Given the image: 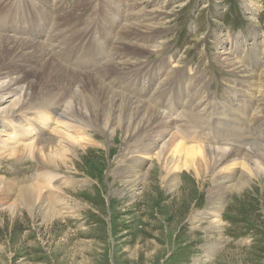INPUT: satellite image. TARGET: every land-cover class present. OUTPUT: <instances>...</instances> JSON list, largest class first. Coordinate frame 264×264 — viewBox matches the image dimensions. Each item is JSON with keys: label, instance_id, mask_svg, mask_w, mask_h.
<instances>
[{"label": "rangeland", "instance_id": "obj_1", "mask_svg": "<svg viewBox=\"0 0 264 264\" xmlns=\"http://www.w3.org/2000/svg\"><path fill=\"white\" fill-rule=\"evenodd\" d=\"M3 37L31 41L51 57L39 61L37 51L18 73L14 53L0 47V145L28 122L32 130L47 122V131L58 126L74 139V151L43 161L0 150L3 185L16 193L43 183L34 202L38 218L32 200H10L0 186V264H264V179L220 193L224 163L209 171L198 166L197 175L175 171L177 156L156 155V145L173 136L185 147L217 152L212 164L230 148L264 145V0H0ZM49 58L53 80L33 78L34 64L47 66ZM95 93L103 99L97 114ZM198 95L210 106L201 128L184 118ZM125 97L177 127L160 141L139 133L135 121L117 123L106 101ZM235 161L227 168H238ZM44 177L58 195H50ZM57 200L62 215L44 218Z\"/></svg>", "mask_w": 264, "mask_h": 264}, {"label": "bare ground", "instance_id": "obj_2", "mask_svg": "<svg viewBox=\"0 0 264 264\" xmlns=\"http://www.w3.org/2000/svg\"><path fill=\"white\" fill-rule=\"evenodd\" d=\"M135 3V2H134ZM135 5V4H134ZM131 8V6H130ZM133 8V7H132ZM176 12V11H175ZM127 15V14H126ZM69 17V16H68ZM72 17V16H71ZM140 18V17H139ZM148 20V19H147ZM254 20V19H253ZM149 21V20H148ZM138 23V22H137ZM85 24V23H84ZM126 24V23H125ZM142 24V23H141ZM129 25V24H128ZM145 25V24H144ZM150 26V25H149ZM75 27V26H74ZM132 27V26H131ZM130 27V28H131ZM255 27V26H254ZM73 28V27H72ZM71 28V29H72ZM135 28V27H134ZM123 29V28H122ZM125 30V29H124ZM123 30V31H124ZM130 30V29H129ZM138 30V29H137ZM75 32V30H73ZM141 31V30H139ZM124 35V32L122 33L121 32V35ZM142 34V33H141ZM120 35V36H121ZM134 35V34H133ZM144 35V34H143ZM2 36V35H1ZM145 36V35H144ZM137 37V36H136ZM121 39V37H118V39ZM128 38V37H127ZM117 39V41H119ZM123 39V37H122ZM121 39V40H122ZM149 40V39H148ZM31 42V41H30ZM30 42H27V41H22V40H15V39H12V38H7V37H3L0 39V47L3 48L4 50L7 49L9 52H13L14 53V61L16 60V63H18L16 66H15V71L16 72H20V69L19 68H22L20 65L26 61L27 59L31 60L32 61V56H35L34 53H36L37 51V54H39L40 52V55H39V61H45L47 59H44L42 60V58L44 57H51V55L46 51V49L44 50H39V48L36 47L37 44H33V43H30ZM137 44V43H136ZM143 44V43H142ZM239 44V43H238ZM123 45V44H121ZM130 45V44H129ZM138 46V45H137ZM120 48V47H119ZM118 48V49H119ZM122 48V47H121ZM127 48V47H126ZM143 48V47H142ZM115 50V49H114ZM126 50V49H124ZM151 50V49H150ZM122 52V50H121ZM115 53V52H114ZM124 53V52H123ZM34 54V55H33ZM119 54H122V53H119ZM121 57H124V56H121ZM50 59V58H49ZM48 59V65L45 66L44 63H37V64H34V67H37L38 69H35L33 72V75L32 77L36 79L37 77V74H39L40 77H44L46 74L47 77L46 78H49V79H52L55 71L57 70L56 69V65L52 64L51 62V59L49 60ZM129 59V58H128ZM127 59V60H128ZM124 60V59H123ZM223 61V60H222ZM29 62V61H27ZM26 62V63H27ZM36 62V61H35ZM47 62V61H46ZM117 62V61H116ZM115 62V63H116ZM122 62V61H120ZM128 62V61H127ZM131 62V61H129ZM128 62V64H129ZM257 62V61H256ZM255 62V63H256ZM34 63V62H33ZM55 63V62H54ZM114 63V65H115ZM124 63V62H123ZM122 63V64H123ZM241 63V62H240ZM30 64V63H28ZM229 64V63H228ZM258 64V63H257ZM112 65V67L114 66ZM119 66V64H117ZM116 65V66H117ZM136 65V64H135ZM121 66V64H120ZM119 66V67H120ZM126 66L127 63H126ZM130 66V65H129ZM148 66V65H147ZM228 66V65H227ZM60 67V66H59ZM107 67V66H105ZM104 67V68H105ZM115 67V66H114ZM122 67V66H121ZM120 67V68H121ZM131 67V66H130ZM118 68V67H116ZM119 68V69H120ZM123 68V67H122ZM129 68V67H128ZM142 68V67H139V69ZM174 68V67H173ZM235 68V67H234ZM250 68V67H249ZM115 69V68H114ZM132 69V71L135 69V66H133V68H130ZM138 69V67H137ZM138 69V70H139ZM262 69V68H261ZM100 70H103L102 68ZM99 70V71H100ZM125 70V69H124ZM232 70V69H231ZM235 70V69H234ZM23 71H27L26 70H23ZM104 71V70H103ZM102 71V72H103ZM106 71V69H105ZM115 71V70H114ZM113 71V73H114ZM117 71V70H116ZM120 71V70H118ZM128 72V70H126ZM140 71V70H139ZM40 72V73H39ZM110 72V71H109ZM124 72V71H123ZM131 72V71H129ZM170 72V71H169ZM126 73V72H125ZM124 73V74H125ZM132 73V72H131ZM238 73V72H236ZM242 73V71H241ZM13 74V73H12ZM24 74H28V73H25ZM104 74V73H103ZM106 74V73H105ZM115 74V73H114ZM117 74V73H116ZM120 74V73H119ZM118 74V75H119ZM126 74H129V73H126ZM249 74V73H248ZM66 75V74H64ZM99 75V74H98ZM122 75V74H120ZM174 75V74H173ZM240 75V74H238ZM242 75V74H241ZM240 75V76H241ZM259 75V74H258ZM58 76V75H57ZM17 77V76H16ZM60 77V76H59ZM95 77V76H93ZM168 77V76H167ZM199 77V76H198ZM239 77V76H238ZM18 78V77H17ZM16 78V80H17ZM56 78V77H55ZM61 78V77H60ZM261 78V76H260ZM20 79V77H19ZM41 79V78H40ZM95 79V78H94ZM201 79V78H200ZM53 80V79H52ZM76 80V79H75ZM170 80V79H169ZM239 80V79H238ZM14 81V80H12ZM9 82V83H12ZM35 81V80H34ZM83 81V80H82ZM97 81V79H96ZM190 81V80H189ZM26 82V81H25ZM94 82V81H93ZM99 82V81H98ZM243 82H247V81H243ZM20 83V82H18ZM76 83H78V81H76ZM82 83V82H81ZM90 83V81H89ZM239 83H242L241 80H239ZM14 84V83H12ZM16 84V83H15ZM30 84V83H29ZM11 85V84H10ZM20 85V84H19ZM79 85H83V84H80ZM78 85V86H79ZM91 85V83H90ZM90 85H87V86H90ZM106 85V84H105ZM104 85V86H105ZM199 85V84H198ZM197 85V86H198ZM160 86V85H159ZM196 86V85H195ZM206 86V85H205ZM247 87V84L244 85ZM12 87V85H11ZM20 87V86H19ZM161 87V86H160ZM102 90H104V92H102L99 88V95L102 96L103 98L106 97L108 98L106 95L109 93V89L108 90H105L104 87H100ZM106 88H107V85H106ZM89 89V88H88ZM205 91V89H204ZM112 92V91H111ZM194 95H197L195 94V89L192 91ZM203 92V91H202ZM114 93V92H113ZM112 93V94H113ZM110 94V93H109ZM111 94V95H112ZM115 96L117 94H114ZM120 95V94H119ZM206 95V94H205ZM74 97V96H73ZM114 97V96H113ZM112 97V98H113ZM123 97V96H122ZM153 97V96H152ZM121 98V97H119ZM209 98V97H208ZM117 99V98H116ZM115 99V100H116ZM123 98L121 101L119 102H116L114 101V99H110V101H106L108 104H106V107L108 108H111L112 109V117L114 119H117V123L123 125V126H126L127 124H130V121L131 123H134L133 121L136 122L135 125H140L139 127V130L138 132L139 133H144L146 136L148 137H151V134L153 133L154 137H157L158 139H160V141H162L164 139V136L166 137L167 133V130H173L175 129V123L173 124H168V123H162L160 120H161V117L162 115L159 114L158 111L154 110V109H151L145 102L142 103V102H132L130 99H127ZM72 100V98H71ZM103 99H101L100 97L97 96V93H95L94 95V100L93 102L94 105L92 107V109L95 111V113L97 114V108H95V105L96 103L98 104V102H102ZM109 100V99H108ZM119 100V99H118ZM135 100V99H134ZM133 100V101H134ZM205 100V99H204ZM73 101V100H72ZM71 101V102H72ZM143 101V100H141ZM203 97L200 95H198V99L197 101L193 104V105H187L186 106V111H185V115H184V118L186 120V122L188 123H191L192 125H195L196 127L198 128H201V122L204 121L205 119L206 120H209L210 118V106L208 105L209 103L207 102V104L205 103V105H203ZM62 102V101H61ZM23 103V102H22ZM252 103V102H251ZM254 104V103H253ZM252 104V106H253ZM259 104V103H258ZM75 105V103H74ZM208 105V107H207ZM76 106V105H75ZM249 106V105H248ZM78 108V106H77ZM182 108V107H181ZM237 108V107H236ZM254 108V107H253ZM260 108V107H259ZM101 109V108H100ZM110 109V110H111ZM255 110V109H254ZM260 110V109H259ZM232 111V110H231ZM240 111V109H239ZM40 112V111H39ZM55 112V111H54ZM246 112H251L250 109H247ZM245 112V114H246ZM258 112V108L253 112L254 114H256ZM53 113V112H52ZM101 113V112H100ZM230 113V112H229ZM236 114V113H235ZM253 114V115H254ZM247 115V114H246ZM259 115V114H258ZM42 116V115H41ZM38 117V116H37ZM40 117V116H39ZM92 117V116H91ZM183 117V116H182ZM251 117V115H250ZM257 117V116H256ZM41 119V118H40ZM39 119V121H40ZM71 119V118H70ZM178 119H181V118H178ZM183 119V118H182ZM181 119V121H182ZM215 119H219L217 116L215 117ZM32 120V119H31ZM35 120V119H34ZM33 120V121H34ZM55 120V119H54ZM166 120V119H165ZM168 120V119H167ZM205 120V121H206ZM232 120V119H231ZM21 121V120H20ZM27 121V120H26ZM129 121V122H128ZM180 121V122H181ZM257 121V119H256ZM255 121V122H256ZM9 122V121H8ZM19 122V120H18ZM166 122V121H165ZM169 122V121H168ZM11 123V121H10ZM35 123V122H33ZM57 123V122H56ZM96 123V122H95ZM221 123H222V126L224 127H228L227 124H225L224 121L221 120ZM229 123V122H228ZM239 123V122H238ZM259 123V122H258ZM12 124V123H11ZM21 124V123H20ZM60 124V123H59ZM178 124V123H177ZM260 124V123H259ZM258 124V125H259ZM24 125V124H23ZM22 125V126H23ZM26 125V124H25ZM38 125V124H37ZM134 125V126H135ZM180 125V124H178ZM261 125V124H260ZM13 126V125H11ZM17 126V125H16ZM21 126V125H20ZM32 124L28 122V126L26 129L23 128V130L21 129H18V130H21L20 132H18V130H14L10 133H7V139L5 141H2L1 143V153L7 155V156H13V155H24L25 157H31L33 158L34 156L33 155H36L38 157V159L40 160H43L45 159V157H48V160L51 161L52 157L53 156H56V157H59V159L63 158V156L67 155L68 153L69 154H72L74 149L72 148L71 144L69 143V140L71 139L73 142H74V139H72L71 137L67 135H64L60 130L58 129V126L52 128L50 131H47V129L45 128H49V124L47 122L44 123V126L41 125V126H36L34 130H32ZM97 126V125H96ZM10 127V126H9ZM18 127V126H17ZM31 127V129H29ZM136 127V126H135ZM183 127V125H182ZM182 127L180 126V129H182ZM206 127V126H205ZM19 128V127H18ZM21 128V127H20ZM51 128V126H50ZM133 128V127H132ZM4 129V128H3ZM8 129V128H7ZM14 129V128H13ZM131 129V127H130ZM136 129H134L135 131ZM136 130V131H137ZM194 131V130H193ZM221 131V130H220ZM64 132V131H63ZM175 133V132H174ZM177 133H180L182 135H185L186 132H182L180 130H177ZM260 133V132H259ZM166 134V135H165ZM219 132L216 131L214 134H212V136H215V135H218ZM140 134H138L139 136ZM170 135V133H169ZM168 135V136H169ZM173 135V134H172ZM181 135V136H182ZM194 135V134H193ZM204 136H208L207 134L203 133ZM187 136V135H186ZM47 137V138H46ZM78 137V136H77ZM145 137V136H144ZM177 137V136H176ZM176 137H168V138H171L169 139V141H167L166 143V140H165V143H162L161 142V145H156V148L158 147V152H157V156L159 159L163 160V155H165L166 153H170L172 154V156H177L178 160L175 164V166L173 167L174 170L176 171H179V170H183L185 169L186 171L189 170V169H193L194 172L198 175V166H203L205 167L206 170H210V168H212L213 165H216L220 163H224V165H226L227 167H230L229 165H227V163L230 164V162L232 160H239V162L235 161L236 163V166H239L238 168L236 167L235 169L232 168H227L224 170L225 171V179H227L225 182L224 181H221V175H219L217 178H216V188H218V192L220 193H225L227 191H238L240 192L241 190H243L244 187L246 186H249V183L250 182H261L263 181L264 179V145L261 144V140L260 142L257 144L258 146L256 145H249L250 147H248V145L246 147L249 148V151H247V149L243 148V146H238L236 148H230V151L229 153L227 154L226 152L223 154L221 153V159L219 161H216L215 163H210L211 160L214 159V154H216L217 152L213 151V150H210L209 147H206V148H202L201 146H196V147H185L183 145V142H181L180 140H177ZM195 137V136H194ZM42 138H45L44 140ZM82 139V137H81ZM157 140V139H156ZM155 140V141H156ZM200 140V139H199ZM203 140V139H201ZM245 140V139H244ZM244 140H241V141H238L240 144H244ZM141 141V140H140ZM154 141V140H153ZM152 141V142H153ZM164 141V140H163ZM197 141V140H196ZM206 141V140H205ZM209 141V140H208ZM207 141V142H208ZM143 142V141H142ZM145 142V141H144ZM158 142V141H156ZM210 142V141H209ZM250 142V141H249ZM253 142V141H251ZM254 143V142H253ZM20 144V145H19ZM76 144V143H74ZM251 144V143H249ZM256 144V143H255ZM190 145V144H189ZM20 146V147H19ZM194 146V145H193ZM3 150V151H2ZM222 152V151H221ZM183 155V156H182ZM240 155H243L240 157ZM250 155H251V158H250ZM170 156V155H169ZM230 156V157H229ZM4 157V156H2ZM216 157V156H215ZM235 157H238L237 159H235ZM1 158V157H0ZM65 158V157H64ZM63 158V159H64ZM198 158V160H197ZM60 159V160H61ZM54 161V160H53ZM164 162V161H163ZM52 163V162H51ZM56 163V162H55ZM172 163V162H171ZM212 164V165H210ZM218 164V165H219ZM221 164V165H222ZM233 164V163H232ZM230 164V165H232ZM174 165V164H172ZM217 165V166H218ZM260 165L262 167H260ZM171 165H169L170 167ZM219 167V166H218ZM168 168V166H167ZM166 168V169H167ZM172 168V169H173ZM171 168H169L170 170ZM137 171V170H136ZM207 171V172H208ZM223 171V172H224ZM47 172V171H46ZM139 172V171H137ZM168 172V171H167ZM132 173V172H131ZM48 173H45V175H47ZM161 174V173H160ZM43 175V174H42ZM49 175V174H48ZM52 176V175H51ZM129 176V175H128ZM142 175H139L137 178H135V185L133 183L134 186H137L138 182L141 180H139V178L141 177ZM124 177V176H123ZM132 177V176H131ZM127 178V176H126ZM124 177V180L126 179ZM43 182L48 185V188H51L50 191H53V192H50V195H53L54 193L55 194H59L57 191L59 190V188H56V187H51L50 186V179L48 177H44L43 178ZM42 181V180H41ZM131 182V181H130ZM4 184L3 181H0V186H2ZM252 184V183H251ZM42 184L40 183H35L32 187L30 188H24V189H20L18 191H16V193H14L15 191V187L13 188L12 186H8L6 185H3V190H2V194L5 195V197L7 198L8 196V199H10L11 197L13 198L14 196H18V195H22V199H20V197L18 198V201L20 199V201L22 203H29L30 200H32V205L31 206V209L30 211L32 212V214H37V211H36V207L34 208V205L36 203V201H38L39 199V196H41V193H42ZM132 185V184H131ZM45 187V186H44ZM47 187V186H46ZM17 188V187H16ZM17 190V189H16ZM62 190V189H61ZM245 191V190H243ZM1 193V192H0ZM61 193V192H60ZM12 194V196L10 195ZM54 196V195H53ZM221 196V195H219ZM223 196V194H222ZM3 197V196H2ZM59 198V197H58ZM41 199V198H40ZM44 199V198H43ZM42 199V200H43ZM3 200V199H2ZM12 200V199H10ZM213 200V199H212ZM44 201V200H43ZM11 202V201H10ZM39 202V201H38ZM59 201L57 200L55 202V204H50L52 205V208L49 207V209H47V212L44 216V218H51L52 215L57 216L60 215V213L62 212L63 209L65 208H59V211L57 210L56 206L59 204L58 203ZM31 204V203H30ZM62 204V203H61ZM37 205V204H36ZM48 205V204H47ZM67 205V204H66ZM65 206V205H63ZM62 206V207H63ZM9 207V206H8ZM47 207V206H45ZM44 207V208H45ZM10 208V207H9ZM39 208V207H38ZM11 209V208H10ZM46 211V210H45ZM66 211V210H65ZM69 211V209H68ZM213 211V210H212ZM218 211V210H217ZM29 212V211H28ZM42 212V211H41ZM67 212V211H66ZM70 212V211H69ZM30 213V212H29ZM41 214V213H40ZM39 214V215H40ZM31 215V213H30ZM62 215V213H61ZM60 215V216H61ZM69 215V214H68ZM36 216V215H35ZM34 216V217H35ZM37 217V216H36ZM59 217V216H58ZM31 218H33L31 216ZM38 218V217H37ZM43 218V219H44ZM53 218V217H52ZM51 218V219H52ZM45 221V219H44ZM223 234V233H222Z\"/></svg>", "mask_w": 264, "mask_h": 264}]
</instances>
